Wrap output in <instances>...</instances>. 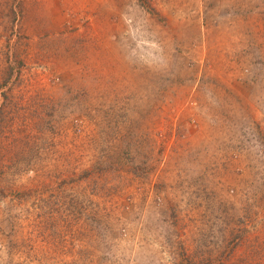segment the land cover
<instances>
[{"label":"rangeland","instance_id":"1","mask_svg":"<svg viewBox=\"0 0 264 264\" xmlns=\"http://www.w3.org/2000/svg\"><path fill=\"white\" fill-rule=\"evenodd\" d=\"M0 264H264V0H0Z\"/></svg>","mask_w":264,"mask_h":264}]
</instances>
